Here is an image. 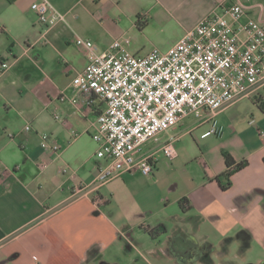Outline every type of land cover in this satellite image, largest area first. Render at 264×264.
Returning a JSON list of instances; mask_svg holds the SVG:
<instances>
[{
    "label": "crops",
    "instance_id": "1",
    "mask_svg": "<svg viewBox=\"0 0 264 264\" xmlns=\"http://www.w3.org/2000/svg\"><path fill=\"white\" fill-rule=\"evenodd\" d=\"M36 1L0 0V264H264V79L218 113L221 137H201L210 128L207 113L189 115L144 148L150 153L177 136L175 159L159 153L151 175L105 183L107 162L93 134L106 105L73 85L88 64L77 37L104 50L127 34L105 48L97 36L119 33L122 18H136V26L141 7L193 18L180 40L225 4L248 10L236 28L249 17L264 22V5L52 0L66 21L46 28L32 9ZM45 133L60 143L59 154L42 149ZM225 153L247 162L228 190L216 180L227 169Z\"/></svg>",
    "mask_w": 264,
    "mask_h": 264
},
{
    "label": "built area",
    "instance_id": "2",
    "mask_svg": "<svg viewBox=\"0 0 264 264\" xmlns=\"http://www.w3.org/2000/svg\"><path fill=\"white\" fill-rule=\"evenodd\" d=\"M32 9L46 28L66 21L52 0H38ZM246 15L242 4H225L169 50L155 48L143 56L131 53L125 38L98 50L92 41L77 37L76 44L88 50V64L73 85L106 105L96 117L93 134L99 145L97 156L107 162L100 172L104 183L127 173L151 175L159 153L175 159L177 136L150 153L144 146L160 142L163 133L189 115L201 118L207 113L210 128L202 138L223 135L218 113L245 98L264 79V22L249 17L236 28ZM6 68L8 64L2 63ZM41 147L53 154L62 150L48 133L41 136Z\"/></svg>",
    "mask_w": 264,
    "mask_h": 264
},
{
    "label": "rangeland",
    "instance_id": "3",
    "mask_svg": "<svg viewBox=\"0 0 264 264\" xmlns=\"http://www.w3.org/2000/svg\"><path fill=\"white\" fill-rule=\"evenodd\" d=\"M253 1H259L264 5V0ZM243 3L244 5L250 4L248 0H244ZM139 11L143 15H140L142 22L145 19L149 21L144 29L139 30L135 26L136 18H122L116 24L121 31L116 34L98 35L96 40L98 45L105 48L122 34H127L125 39L130 41L127 48L133 54L143 56L155 48L165 51L177 43L185 28L193 21V18L186 17L187 20L181 18V12L178 13V10H169L162 6H145L141 7ZM145 14L148 16L147 18H145Z\"/></svg>",
    "mask_w": 264,
    "mask_h": 264
},
{
    "label": "trees",
    "instance_id": "4",
    "mask_svg": "<svg viewBox=\"0 0 264 264\" xmlns=\"http://www.w3.org/2000/svg\"><path fill=\"white\" fill-rule=\"evenodd\" d=\"M10 3H14L16 0H8ZM148 25L147 21H143L141 20L140 16L137 17V22H136V26L139 30L144 29L146 26ZM225 157V162H226V166L227 169L226 171L218 176L216 178V180L218 182L221 183L222 180L225 181L224 185H221L223 190H228L231 187V178L232 176L237 173L238 171H241L242 169H244L247 166V162L243 161L240 163H237L230 154L225 153L224 154ZM152 234V233H151Z\"/></svg>",
    "mask_w": 264,
    "mask_h": 264
},
{
    "label": "flooded vegetation",
    "instance_id": "5",
    "mask_svg": "<svg viewBox=\"0 0 264 264\" xmlns=\"http://www.w3.org/2000/svg\"><path fill=\"white\" fill-rule=\"evenodd\" d=\"M192 251H194V250H191V249L188 250V252H192ZM207 251H209V250H207Z\"/></svg>",
    "mask_w": 264,
    "mask_h": 264
}]
</instances>
